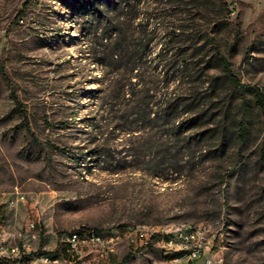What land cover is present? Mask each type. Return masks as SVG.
Here are the masks:
<instances>
[{
	"label": "rangeland",
	"instance_id": "374dc122",
	"mask_svg": "<svg viewBox=\"0 0 264 264\" xmlns=\"http://www.w3.org/2000/svg\"><path fill=\"white\" fill-rule=\"evenodd\" d=\"M2 3L0 246L77 264L41 252L80 227L193 224L222 264H264V114L215 56L264 93V0ZM175 30L187 33L166 47ZM163 260L151 242H122L91 264Z\"/></svg>",
	"mask_w": 264,
	"mask_h": 264
},
{
	"label": "built area",
	"instance_id": "2783aa9c",
	"mask_svg": "<svg viewBox=\"0 0 264 264\" xmlns=\"http://www.w3.org/2000/svg\"><path fill=\"white\" fill-rule=\"evenodd\" d=\"M19 197H23L21 194ZM13 203V201H11ZM126 242L129 245H138L151 242L156 245L164 256L165 264H175L180 257L189 260L202 259L204 264H222L223 256L208 236L204 225L182 224L177 227L166 225L160 229L155 225L135 224L127 225L124 231L98 232L88 228H76L61 232L59 236L58 253L42 254L43 263H56L60 256H68L77 264H91L95 255L108 256L117 246ZM179 256L166 258L171 254ZM24 250L18 247L8 249L0 246V259L14 261L15 264H31L30 259L24 258Z\"/></svg>",
	"mask_w": 264,
	"mask_h": 264
},
{
	"label": "trees",
	"instance_id": "16d2710c",
	"mask_svg": "<svg viewBox=\"0 0 264 264\" xmlns=\"http://www.w3.org/2000/svg\"><path fill=\"white\" fill-rule=\"evenodd\" d=\"M3 2V0H0V11H1V9H4L5 8V5L2 3ZM185 33H187V30H179L178 32L175 30L174 32H169L168 33V37H169V39L167 40V42L164 44L165 46L166 45H171L172 43H173V40H174V37L173 36H175V35H184ZM190 34H187L186 36L188 37ZM187 39H189V38H187ZM185 42V41H184ZM183 42V43H184ZM164 46V48L162 49V51L163 50H165L166 49V47ZM215 46H213V48H214ZM173 48H171V50H172ZM179 49V47L177 48V50L176 51H174V52H171V50H169V51H167L166 52V54H164L167 58L166 59H175V60H177V56H180V55H182L184 52L182 51V50H178ZM166 51V50H165ZM171 52V53H170ZM215 56H216V59L219 61V63L221 64V66H222V68H223V71L227 74V77L229 78V80L231 81V83L236 87V88H242V89H247V90H249L253 95H254V97H255V99H256V101H257V103H258V105L260 106V108L262 109V112H263V114H264V93L259 89V88H257V87H255V86H246V85H242V84H240V81H239V79L236 77V76H234L232 73H231V70H230V65H229V62H228V60L223 56V55H220L219 54V52L218 51H216V53H215ZM181 66L182 67H186L187 66V64L186 63H183V61L181 60ZM183 68V69H184ZM145 94V93H144ZM144 101H145V105H147L148 106V101H149V99L147 98V97H145V99H144ZM166 103L164 104V107L162 108V114H163V116H166V117H174L173 116V114H174V111H175V109H176V107L174 106V103L173 102H171L170 101V99H167L166 101H165ZM143 103H140V104H138V105H135V114H137L138 115V117H143V116H145L146 114L148 115V112L146 113V111L143 109L144 107H143V105H142ZM193 120L194 119H192V122H193ZM179 127H181V125L180 126H178V128ZM261 157H262V159H263V161H264V140H263V143H262V147H261ZM95 231H98V232H101L100 230H96L95 229ZM56 252H57V248H56V250L55 251H52V252H50V254L51 253H55L56 254ZM42 254H46V252H41ZM133 253H134V251L133 250H130L123 258H122V261H124V260H127L129 257H131L132 255H133ZM55 254H53V255H55ZM180 254H171V255H167V256H165L166 258H172V257H176V256H179ZM24 258L25 259H27V255H24ZM0 261H6V264H15V262L14 261H11V260H8V259H5V258H3V259H0Z\"/></svg>",
	"mask_w": 264,
	"mask_h": 264
},
{
	"label": "crops",
	"instance_id": "0c3cea01",
	"mask_svg": "<svg viewBox=\"0 0 264 264\" xmlns=\"http://www.w3.org/2000/svg\"><path fill=\"white\" fill-rule=\"evenodd\" d=\"M160 264H165L164 261L160 262ZM175 264H204L202 259L199 260H189L186 257H180V259Z\"/></svg>",
	"mask_w": 264,
	"mask_h": 264
}]
</instances>
